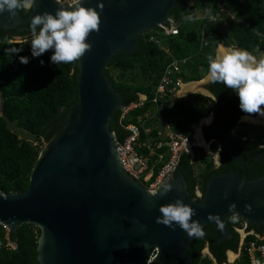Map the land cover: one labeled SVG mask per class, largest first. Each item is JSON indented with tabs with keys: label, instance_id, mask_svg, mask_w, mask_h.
<instances>
[{
	"label": "water",
	"instance_id": "water-1",
	"mask_svg": "<svg viewBox=\"0 0 264 264\" xmlns=\"http://www.w3.org/2000/svg\"><path fill=\"white\" fill-rule=\"evenodd\" d=\"M177 2L84 0L82 6L100 13L101 24L99 32L88 37L91 51L78 60V100L61 132L40 153L27 190L8 195L0 191L1 225L10 233L23 224L41 229L40 264H144L155 247L161 252L160 264H194L189 248L192 241L204 239L207 226L215 231L216 247L233 236L229 226L232 214L251 226H264V175L250 180L245 162L233 154L225 135L228 118L222 124L220 140L244 175L232 172L213 177L201 202L191 197L182 173L168 176L155 190H149L133 180L121 163L111 125L115 112H123L126 106L105 70L115 55L136 52L140 35L169 24ZM99 4H103L102 11ZM72 6L58 0H37L26 18L17 13L10 20L7 12L0 14V27L30 25L37 14H55L60 7ZM210 82L207 78L202 91L196 93L215 98L206 87ZM2 90L0 84V93ZM253 159L263 161L258 154H253ZM165 184L173 190L161 195ZM177 199L195 210L192 220L200 223L203 236H189L175 224L156 223L161 216L159 208ZM232 204L236 208L230 211ZM209 215L219 216L223 228L210 221Z\"/></svg>",
	"mask_w": 264,
	"mask_h": 264
},
{
	"label": "trees",
	"instance_id": "trees-1",
	"mask_svg": "<svg viewBox=\"0 0 264 264\" xmlns=\"http://www.w3.org/2000/svg\"><path fill=\"white\" fill-rule=\"evenodd\" d=\"M192 1L194 3L190 5ZM218 4L228 9L235 19L223 13L216 23L209 21L204 8L211 7L213 14L217 15L220 11ZM31 11L20 10V14L26 18ZM190 13L199 14L201 19L195 23L186 21L185 17ZM171 17L180 27L178 35L160 37L159 30L146 32L140 35L136 52L115 55L105 70L115 90L123 96L126 107L139 102L141 94L147 97L142 107L126 114L115 112L111 131L116 142L123 145L132 135L128 126L140 129L135 148L139 153L151 156L150 166L155 165L151 183L171 157L168 146L157 147L160 142L170 141L166 132L169 130L192 138L195 125L214 114V122L204 129L205 138L215 140L212 151L219 148L222 124L228 118L225 135L233 154L246 162L250 180L263 176L264 127L239 123V119L248 114L240 110L235 92L221 83L211 82L208 89L216 100L192 94L190 98L194 101H189L168 93L160 97L156 95V87L167 71H171L175 79L182 78L187 83L203 79L208 70L207 56L216 55L219 44L245 49L257 58L264 56V0H178ZM29 26L21 25L18 30L0 29V84L3 86L0 93V191L6 195L27 190L40 153L61 132L68 112L78 100V61L56 65L51 62L52 50L33 58L31 40L10 42L16 34L32 38ZM11 48L22 50L11 55L6 52ZM21 56L28 57L29 62L20 63ZM136 71L144 83H136ZM113 72L118 74L115 76ZM129 77L131 81H128ZM12 127L26 137H21ZM200 151L203 149L194 147L196 154ZM253 154L260 155L263 161L253 159ZM160 155L162 160L158 163ZM221 157L222 165L217 168L211 156L203 154L196 163L185 151L174 177L182 173L188 181L191 197L201 202L206 184L213 177L232 172L244 175L243 168L228 156L224 148ZM198 191L202 192V197H198ZM229 226L232 238L218 247L214 244L215 231L210 226L205 229L204 239L192 241L189 254L194 258V264H223L227 251H238L241 241L235 229L238 225L230 220ZM258 232L264 234V227ZM40 236L41 229L36 225L23 224L8 233L0 224V264H40ZM255 239L250 235L246 241ZM206 244H209L216 262L203 257Z\"/></svg>",
	"mask_w": 264,
	"mask_h": 264
},
{
	"label": "clouds",
	"instance_id": "clouds-1",
	"mask_svg": "<svg viewBox=\"0 0 264 264\" xmlns=\"http://www.w3.org/2000/svg\"><path fill=\"white\" fill-rule=\"evenodd\" d=\"M83 2L84 0H73V6L71 8L66 9L64 7H60L55 12V14L44 12L43 14H37L32 18L29 27L32 37L30 45L33 58L39 57L49 50H52L53 54L51 56V62L53 64H72L80 60L87 52L91 51L92 45L88 43L87 40L91 33L99 32L101 19L100 13L96 10V8L84 7L82 6ZM36 3L37 0H0V14L7 12L9 14V19L11 20L16 17L19 10L31 9L36 6ZM218 6L220 11L217 12V15L213 14V9L211 7L204 8V15L209 21L216 23V21L222 17L223 13L227 14L232 20L235 19V17L230 12H222V8L225 7H223L221 4H218ZM98 7L101 9V11L103 10V4H99ZM226 10L229 11L228 9ZM200 19L201 16L197 13H190L185 17L186 21L193 23ZM170 20L174 19L171 17ZM158 30L160 31L161 27L155 31ZM221 45L224 48H221V50L217 53V49ZM219 46L216 49V55L207 56L208 70L207 75L203 79L207 77L211 82L221 83L228 89H231L233 92H235L239 98L240 110L248 114L245 116L254 117V115H259L264 117V56L257 58L245 49L235 47L227 48V46L224 44H219ZM21 50L22 49L11 48L6 49V52L8 54L14 55L18 54ZM19 59L20 63L22 64H27L29 62L28 57L21 56ZM41 64L43 65V61H41ZM203 79L192 82H200ZM185 84H187V82L183 81L182 86ZM144 97L146 96L142 94L140 95V98ZM124 111L123 113L126 114ZM206 118L208 117H204L203 119ZM210 122V119L206 121V123ZM168 133L169 134L167 135L170 138V134L173 132L168 130ZM203 138L204 141L211 145V150H209V152H205V147H197L192 145L193 136L192 138L190 137V145L193 151L194 147L202 148L204 154L211 156L213 159V155L219 154V148L217 151H212L213 142L211 143L207 139L205 140V137ZM220 142L221 140L218 143ZM222 146L224 148L223 144ZM187 147L182 153L187 150ZM152 153V155H154V152ZM161 160L162 159H158L157 162L160 163ZM172 176L174 177V172L172 173L171 177ZM144 187L148 188L149 186ZM162 189L163 191L161 192V195H166L168 192L173 190L172 185L170 184L163 185ZM225 198H227V194H225ZM235 208V204L229 206L230 211L235 210ZM246 210L251 211V208L246 206ZM159 212L161 213V216L156 219L157 224H162L168 227H171L173 224L178 225L189 236L200 237L204 235L200 223L198 221L192 220V217L196 215L195 210L184 204L182 199H177L174 203L161 206L159 208ZM230 218L229 221L233 220V222H235L237 219H240L238 214H234ZM208 219L210 221H215V223L223 228V224L221 223L219 216L209 215ZM240 220L243 223L245 222L248 224V222H246L244 219L241 218ZM236 225L237 224L235 222V226ZM238 228H240V225L236 226L235 228L240 234L241 232L237 230Z\"/></svg>",
	"mask_w": 264,
	"mask_h": 264
},
{
	"label": "built area",
	"instance_id": "built-area-1",
	"mask_svg": "<svg viewBox=\"0 0 264 264\" xmlns=\"http://www.w3.org/2000/svg\"><path fill=\"white\" fill-rule=\"evenodd\" d=\"M67 4L73 3V0H64ZM222 12L229 13L225 8H222ZM180 32L178 24L174 20H170L169 24L162 26L161 30L158 32L160 37L175 36ZM155 38V37H154ZM156 39V38H155ZM171 71H167L160 83L156 87V95L162 97L168 94H173L176 96L179 92L180 87H182L183 81L181 78L175 79ZM140 98V101L137 103L131 104L124 111L127 113L132 109L142 107L146 101ZM128 129L132 132V135L123 143V145L118 146L119 156L121 163L125 168L126 173L135 181L146 186V183H150L154 175V166H150L151 156L141 154L135 148V145L138 142L140 129L134 125L128 126ZM191 144L190 137L184 136L180 133L173 132L170 134V141L167 143H159L158 148L165 146L169 147L171 154L170 160L161 167L155 180L150 183L149 189L154 190L160 186L168 176H171L172 173L177 168L178 162L182 152L186 149L188 145ZM159 159H162L160 156ZM237 225H240L239 232L245 235L242 243V248L240 254L230 264H264V234H253L252 232L247 231V223H243L240 219L236 221ZM4 229L10 233L9 228L6 225H3ZM250 235L255 236V240L247 242L246 239ZM160 249L155 247L151 250L148 257L146 258L144 264H155L159 261Z\"/></svg>",
	"mask_w": 264,
	"mask_h": 264
},
{
	"label": "crops",
	"instance_id": "crops-1",
	"mask_svg": "<svg viewBox=\"0 0 264 264\" xmlns=\"http://www.w3.org/2000/svg\"><path fill=\"white\" fill-rule=\"evenodd\" d=\"M189 83H196V82H189ZM189 83H187V84H189ZM187 84H185V85H187ZM185 85H183V86H185ZM201 85V84H200ZM199 85V86H200ZM183 86L181 87V89L179 90V92H178V94L175 96L176 98H187V99H189V101H194V100H192L191 98H190V96L192 95V94H199V93H196L198 90H194V91H189V93L187 92V93H185L184 95L183 94H181V90H182V88H183ZM200 88H201V86H200ZM202 90V89H201ZM202 95V94H201ZM203 96H206V97H208L207 95H203ZM212 99H215V98H212ZM216 100V99H215ZM211 116V118H212V121H211V123L210 124H208V125H205V126H203V131H202V134H200V136H201V138H202V140H204V129H205V127H208V126H210L213 122H214V114H212V115H210ZM209 117V116H208ZM203 119V118H202ZM201 119V120H202ZM199 123V122H198ZM197 123V124H198ZM196 124V125H197ZM196 127V126H195ZM195 142H198V139H197V137H195L194 138V135H193V143H192V145H194L195 144ZM214 143L215 141L214 140H212L211 141V143ZM205 143H207L206 141H205ZM218 145H219V152H220V149L223 147L222 146V144H221V142L220 143H218ZM188 148H191L192 149V147H191V145L190 146H188L187 147V149ZM187 152H188V150H186ZM192 151H193V149H192ZM205 152H208L207 150H205ZM188 153H190V152H188ZM191 154V156L193 157L192 158V160L194 161V162H196V163H198L199 162V158H200V154L198 155V154H196L194 151H193V153H190ZM205 155V154H204ZM215 155H217L216 157H213V159H214V162H215V165H216V167H218L219 166V154H215ZM214 155V156H215ZM197 195H198V197H201V195H202V192L201 191H198L197 192ZM241 234V235H240ZM239 235H240V239H241V241H240V246H239V249H238V251H236V252H234V251H232L231 253L229 252V251H227V253H226V259H225V261L223 262V264H230V263H232L233 261H235L236 260V258L238 257V255L240 254V251H241V248H242V243H243V239H244V237H245V235L244 234H242V233H240ZM205 250H207L206 252H204L205 254H203V257H209L210 259H212V260H214V262H216V258L211 254V251H210V247H209V244H206V246H205V248H204ZM204 250V251H205ZM231 254V255H230Z\"/></svg>",
	"mask_w": 264,
	"mask_h": 264
},
{
	"label": "rangeland",
	"instance_id": "rangeland-1",
	"mask_svg": "<svg viewBox=\"0 0 264 264\" xmlns=\"http://www.w3.org/2000/svg\"><path fill=\"white\" fill-rule=\"evenodd\" d=\"M193 1L192 2H190V5H193ZM226 15V14H225ZM19 39V38H18ZM17 39V40H18ZM231 47H234V46H231ZM221 48H224L222 45L221 46H219V48L217 49V52H219V49L221 50ZM227 48H230V47H227ZM236 48V47H235ZM226 49V48H225ZM113 74L116 76L118 73L117 72H113ZM136 75H137V77H136V83H139V84H141V83H144V81H143V77L139 74V71H136ZM206 79H207V77H206ZM206 79H203L202 81H200L201 82V88H202V84L205 82V80ZM128 81H131V78L129 77L128 78ZM184 95V94H183ZM141 99H144V98H141ZM262 119V117L261 116H259V115H254V118H243L242 119V121H244L243 123H246V124H249V125H253V126H256V127H259V126H263L264 127V122H263V119ZM210 119V121H212V118H211V116H209L208 118H206V119H202V120H200L199 121V123L196 125V128H195V133H194V138L195 137H197V136H200V134H202V131H203V126H205V125H208V124H210V123H206V121H208ZM247 119V120H246ZM259 120V121H258ZM259 122V123H258ZM13 128V131L14 132H17L21 137H26V136H23L22 135V133L19 131V129H17V128H15V127H12ZM167 134H169L168 133V131H167V133H166V135ZM201 137V136H200ZM203 143L202 144H200L199 142H195V146H197V147H205L206 148V150L209 152V150H211V148H210V144H208V143H205V141L203 140L202 141ZM188 150V152H190V153H193V151H192V149L191 148H188L187 149ZM198 153V155L200 154V155H203L204 154V152H202V151H200V152H197ZM193 156V155H192ZM217 155H213V157H216ZM193 158V157H192ZM196 167L198 168V165H196ZM207 250H205L204 252H206Z\"/></svg>",
	"mask_w": 264,
	"mask_h": 264
},
{
	"label": "flooded vegetation",
	"instance_id": "flooded-vegetation-1",
	"mask_svg": "<svg viewBox=\"0 0 264 264\" xmlns=\"http://www.w3.org/2000/svg\"><path fill=\"white\" fill-rule=\"evenodd\" d=\"M59 2H61V3H65V4H67L66 2H64V0H58ZM34 8V7H33ZM33 8H31V9H33ZM20 16H21V14H20V10L17 12ZM22 17V16H21ZM23 18V17H22ZM21 25H18L17 27H15V28H11V29H5L4 27H0V29H4V30H12V29H14V30H18V28L20 27ZM8 34H10V33H8ZM19 38V39H18ZM18 39V40H17ZM32 38H23L21 35H14L13 36V38L12 39H10V42H13V43H18V42H23V41H30ZM207 88H208V86H206ZM210 91V90H209ZM211 92V91H210ZM212 93V92H211ZM213 94V93H212ZM214 95V94H213ZM208 97H211V96H208ZM212 98V97H211ZM245 117V115L244 116H242L240 119H239V123H243L244 121H241L243 118ZM214 118H215V116H214ZM247 120V119H246ZM205 137V136H204ZM205 140H206V138H205ZM211 142V141H210ZM210 147H211V145H210ZM222 149H223V147L220 149V152H219V166L220 165H222V157H221V151H222ZM260 156V155H259ZM245 162V161H244ZM246 163V162H245ZM231 219V218H230ZM264 226H262L260 229H262ZM259 228H257V227H254V226H251V225H248L247 226V231H249V232H252L253 234H259V232H258V230H260ZM238 232V231H237ZM205 250V249H204ZM204 250L202 251V254H205L204 253Z\"/></svg>",
	"mask_w": 264,
	"mask_h": 264
},
{
	"label": "bare ground",
	"instance_id": "bare-ground-1",
	"mask_svg": "<svg viewBox=\"0 0 264 264\" xmlns=\"http://www.w3.org/2000/svg\"><path fill=\"white\" fill-rule=\"evenodd\" d=\"M219 51H220V49H219ZM201 84V82H196V83H189V84H187V85H185V86H183V88H182V92H181V94H185V93H189V91H194V90H198V91H202L201 90V88H200V85ZM247 118V117H246ZM248 118H251V117H248ZM261 119V118H260ZM262 119H263V122H264V117H262ZM261 119V120H262ZM259 121V120H258ZM259 123V122H258ZM197 139H198V142L200 143V144H202L203 142V140H202V138L200 137V136H197ZM231 255V254H230Z\"/></svg>",
	"mask_w": 264,
	"mask_h": 264
}]
</instances>
